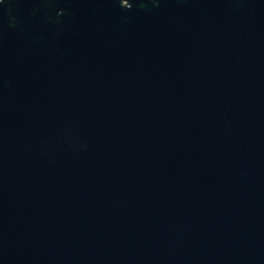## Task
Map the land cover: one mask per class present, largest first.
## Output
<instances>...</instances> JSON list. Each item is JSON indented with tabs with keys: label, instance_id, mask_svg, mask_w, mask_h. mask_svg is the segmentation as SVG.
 Returning a JSON list of instances; mask_svg holds the SVG:
<instances>
[{
	"label": "water",
	"instance_id": "95a60500",
	"mask_svg": "<svg viewBox=\"0 0 264 264\" xmlns=\"http://www.w3.org/2000/svg\"><path fill=\"white\" fill-rule=\"evenodd\" d=\"M0 264H264V0H0Z\"/></svg>",
	"mask_w": 264,
	"mask_h": 264
}]
</instances>
